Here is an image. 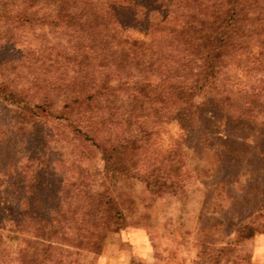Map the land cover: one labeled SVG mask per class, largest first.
Returning <instances> with one entry per match:
<instances>
[{"label":"trees","instance_id":"obj_1","mask_svg":"<svg viewBox=\"0 0 264 264\" xmlns=\"http://www.w3.org/2000/svg\"><path fill=\"white\" fill-rule=\"evenodd\" d=\"M7 1L0 17L11 13ZM20 7L18 21L60 39L41 61L27 60L37 67L29 83L42 90L34 99L0 78V97L15 106L20 125V139L0 142V264H77V251L99 253L107 234L127 223L119 184L139 180L154 196L184 193L191 175L183 143L228 147L214 136V119L264 148V0H21ZM49 120L70 138L50 146ZM172 122L180 134L164 148L161 128ZM95 155L97 183L81 168ZM260 189L263 201L233 225L230 246L264 233Z\"/></svg>","mask_w":264,"mask_h":264},{"label":"rangeland","instance_id":"obj_2","mask_svg":"<svg viewBox=\"0 0 264 264\" xmlns=\"http://www.w3.org/2000/svg\"><path fill=\"white\" fill-rule=\"evenodd\" d=\"M6 3L11 13L0 17V78L28 89L31 100L42 90L29 83L37 67L29 66L27 60H35L34 64L41 61L38 54L48 56L60 38L40 24L18 21L21 0ZM41 48L47 50L39 51ZM15 116V106L0 97V142L20 139L15 136L20 128ZM211 129L214 136L227 141L228 149L221 145L205 149L201 144L184 142V171L191 175L184 193L154 196L139 180L121 182L117 194L126 201L127 223L107 234L99 253L79 250L71 259L77 264H264V233L229 244L235 236L233 225L261 199L264 148L245 132H226L219 119L212 121ZM68 132L53 120L46 123L50 146L70 138ZM179 134L176 122L162 127L163 147L170 146ZM70 150L64 151L67 161L73 158ZM81 165L100 182L101 165L96 155Z\"/></svg>","mask_w":264,"mask_h":264}]
</instances>
